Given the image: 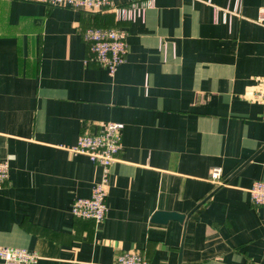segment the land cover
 Returning a JSON list of instances; mask_svg holds the SVG:
<instances>
[{
	"label": "crops",
	"instance_id": "crops-1",
	"mask_svg": "<svg viewBox=\"0 0 264 264\" xmlns=\"http://www.w3.org/2000/svg\"><path fill=\"white\" fill-rule=\"evenodd\" d=\"M152 1L135 22L30 0H0V247L36 264H264V0ZM216 9L218 14L216 17ZM125 29L115 76L93 63L88 28ZM124 125L103 223L77 219L76 199L102 175L68 151L85 131ZM222 171L216 185L211 171ZM157 212L183 222H152ZM0 264H2L0 262Z\"/></svg>",
	"mask_w": 264,
	"mask_h": 264
},
{
	"label": "built area",
	"instance_id": "built-area-1",
	"mask_svg": "<svg viewBox=\"0 0 264 264\" xmlns=\"http://www.w3.org/2000/svg\"><path fill=\"white\" fill-rule=\"evenodd\" d=\"M48 7H64L76 11L100 13L114 10L119 22H135L144 18L146 11L153 7L152 1H132L128 6H116L118 0H30ZM242 0H237L232 14L240 15ZM216 9V17L218 14ZM260 22L264 23V17ZM84 38L89 46L91 57L87 63H93L106 69L110 76H115L119 68L125 64L129 47L127 43L128 31L125 29H105L91 27L85 31ZM253 97L264 104V91L257 92ZM124 125L122 123L107 122L96 131L82 133L75 146L68 149L73 155H84L101 168L102 175L85 199H76L72 205V214L77 219L103 223L108 213V193L110 187L111 170L118 161L122 150ZM10 179V163L0 160V193L5 189ZM216 185L222 184V171L214 168L210 175ZM252 204L264 207V181H257L249 190ZM40 257L26 249L0 247V262L2 264H36ZM114 264H148L140 252H126L118 256Z\"/></svg>",
	"mask_w": 264,
	"mask_h": 264
},
{
	"label": "water",
	"instance_id": "water-1",
	"mask_svg": "<svg viewBox=\"0 0 264 264\" xmlns=\"http://www.w3.org/2000/svg\"><path fill=\"white\" fill-rule=\"evenodd\" d=\"M185 218L186 217L184 215H180L177 213L157 212L154 215L152 222L157 224H167L171 220L183 222Z\"/></svg>",
	"mask_w": 264,
	"mask_h": 264
},
{
	"label": "trees",
	"instance_id": "trees-1",
	"mask_svg": "<svg viewBox=\"0 0 264 264\" xmlns=\"http://www.w3.org/2000/svg\"><path fill=\"white\" fill-rule=\"evenodd\" d=\"M101 13V12H100ZM95 14H98V13H95Z\"/></svg>",
	"mask_w": 264,
	"mask_h": 264
}]
</instances>
